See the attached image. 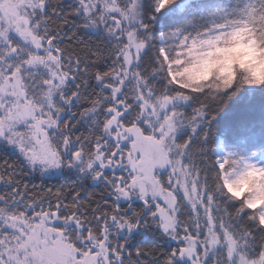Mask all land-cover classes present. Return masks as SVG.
<instances>
[{
    "label": "snow or ice",
    "instance_id": "6c2138e0",
    "mask_svg": "<svg viewBox=\"0 0 264 264\" xmlns=\"http://www.w3.org/2000/svg\"><path fill=\"white\" fill-rule=\"evenodd\" d=\"M0 264H264V0H0Z\"/></svg>",
    "mask_w": 264,
    "mask_h": 264
},
{
    "label": "trees",
    "instance_id": "16d2710c",
    "mask_svg": "<svg viewBox=\"0 0 264 264\" xmlns=\"http://www.w3.org/2000/svg\"><path fill=\"white\" fill-rule=\"evenodd\" d=\"M214 2L225 3L227 0H214ZM262 119V115L259 107H257L254 111L249 109V102L247 100L246 95H242L234 100H232L225 108L224 112L218 117V126L221 130L230 125H235L241 120H254L256 122L257 127H259L260 121ZM26 180H31V183H35L37 185H41V180L39 177L36 178H26ZM31 183L29 184V188L31 190ZM59 183H63V181H57L55 178L53 180L46 181L43 185L45 188L47 187H58ZM68 183H71L69 180ZM85 189H87L88 193L95 192L99 193V189H94L90 185H85ZM85 194L86 193H82ZM87 198V196H86ZM144 243L148 246H152L158 241L155 238H144Z\"/></svg>",
    "mask_w": 264,
    "mask_h": 264
}]
</instances>
